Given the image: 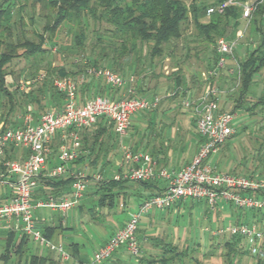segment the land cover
<instances>
[{
	"label": "built area",
	"instance_id": "1",
	"mask_svg": "<svg viewBox=\"0 0 264 264\" xmlns=\"http://www.w3.org/2000/svg\"><path fill=\"white\" fill-rule=\"evenodd\" d=\"M260 1L224 0L217 5L209 6L206 9V15L222 12L230 5H237L241 9V18L246 20L247 26ZM236 46V39L228 40L219 37L216 40L217 60L213 69L208 71L209 75L216 76L226 68L229 75L239 78L238 63L233 53ZM227 60L232 61L234 65L229 67ZM88 72L103 79L112 87L126 85V95L113 100L105 95L96 94L84 103H80L74 78L71 76L54 78L53 86L64 99L61 108L42 112L36 123L28 112L23 116L22 125L13 128L0 127L2 167L0 181L5 177L14 190L9 201L0 204V222L12 231L28 235L33 241L56 251L64 258L68 257V253L61 243H54L45 238L36 223L33 211L37 207H43L66 213L78 202L88 179L100 182L103 177L98 172L90 177L85 172H75L70 176L72 179L68 196L48 197L33 202L32 194L37 186L38 171L45 166L52 135L58 131L92 128L102 116L112 124L114 133L121 138L126 135L135 114L155 108L161 100V96L158 95L149 97L134 95L133 76L124 78L108 67H91ZM182 104L194 111L196 115L195 128L201 141L195 154L186 165L175 169L158 165L152 155L146 151L134 150L122 145V164L125 168L122 173L114 174L113 179L133 182L161 180L165 183V187L162 192L144 198L137 209L130 213L125 223L110 234L93 252L91 258L83 264H101L121 248H124L131 256H138L140 243L137 231L141 217L153 209H168L179 201L187 199L204 201L211 210L219 201L239 209L264 210V179L222 172L209 163L211 154L216 153L234 133L232 126L234 114L220 109L217 87L209 86L195 101L183 98ZM9 145L25 147L28 150L26 157L24 159L7 158L5 153ZM80 148L77 141L71 148L64 144L60 145L57 155L58 163L48 170V177L57 178L65 174L67 163L78 157ZM220 233L239 237L246 243L251 254H256L260 245L264 243V227L254 221L236 222L217 230L214 234Z\"/></svg>",
	"mask_w": 264,
	"mask_h": 264
},
{
	"label": "crops",
	"instance_id": "2",
	"mask_svg": "<svg viewBox=\"0 0 264 264\" xmlns=\"http://www.w3.org/2000/svg\"><path fill=\"white\" fill-rule=\"evenodd\" d=\"M238 31L236 30L235 32L236 36L239 33ZM28 58L33 59V57ZM60 67L64 66L60 65ZM132 67L131 64L130 68ZM79 69L80 72L78 71ZM79 69L68 72L73 73L72 78L75 77L77 80L75 81L77 83V95L80 103H84L88 98L96 94L105 95L113 100L126 95V85L112 87L103 79L89 73L88 67L85 68L83 66V68ZM176 70V67L169 68L167 64L163 66L164 74ZM77 71L78 73L74 74ZM122 71L118 73L124 78L133 76L137 92L139 91L138 96L149 97L157 95L156 92L158 91L164 90L158 89L161 88L159 87L161 85H152L155 79L157 80L159 77L150 74V71H145L143 74L135 77L132 74L128 75L129 73L125 69ZM34 73L37 75L32 78L29 76L27 78L21 77L18 79L14 77L10 79L11 82H14L10 86L6 78L8 71L6 72L5 81L7 88L12 92H16H13L12 110L10 109L11 103L7 97H0V127L13 128L22 125L23 116L28 112L31 114L33 122L36 123L43 111L62 107L64 99L56 100L55 95L51 94V89L49 90L48 87L39 88L46 71L33 69L30 74ZM9 75L12 77V72ZM160 76L162 77V75ZM161 77L160 79H162ZM201 79L203 81L205 79L206 81V78L202 77V74ZM30 91H32V94L29 95ZM180 93L178 92L179 96L175 97L169 96L171 94L170 91L158 94L161 95V99L163 98L160 106L155 109L142 110L141 115H138L136 118L133 117V120L131 119L132 127H130L132 131H129L126 136L127 142H130L132 149L146 151L152 155L158 165L175 169L186 165L198 147V138L196 137L194 144L191 143L192 133L186 128L187 123L181 118L180 114L184 115V113H182L183 110H179L178 108L180 102L178 97L182 95ZM188 95H190L189 90L185 96L188 97ZM189 113L190 111H186V114ZM96 137L98 138L97 143L100 150H96L94 153L88 152L87 148H90L89 146ZM117 138L120 139L114 133L113 127L105 125L103 122L97 123L92 128L56 132L52 135L49 142L50 152L46 156L45 166L38 171V181L32 194V201L36 202L48 196L55 198L68 196L70 193L69 179L75 172H85L90 177L93 173L103 170L106 177L104 179L107 180L113 179L114 174L122 173L125 167L122 164V159L118 158L119 141L122 138L120 140ZM76 141L81 145L79 157L67 163L65 174L57 178H49L47 175L48 170L58 163L59 146L64 144L71 148ZM188 145L189 147H187ZM177 148L183 151L182 153L185 156L174 157V155H171L172 150L180 152L176 150ZM186 153H188L187 156ZM7 154L12 159H24L27 155V149L22 146L15 147L9 145L7 147ZM3 179L0 181V204L9 201L14 193L13 188L5 180L6 178L4 177ZM160 187H165V183L161 180L158 181V186L150 188L143 187L137 183H133L132 185L128 183L124 187L115 188L110 191L114 195L112 204L110 198L106 199L104 204H100L99 198L105 193L104 190L98 186L94 188L88 186L87 190L83 191L76 205L66 213L49 208L43 209V207L35 208L33 212L38 227L44 229L52 242L64 244V249L68 253L67 258L61 257L56 251L35 241L33 242L36 243L37 249L29 247L30 237L28 235L12 231L0 222V264H31L32 258H38V260L42 261V264H83L91 258L93 252L105 242L110 234L125 223L130 213L137 209L144 196L157 192ZM201 202L205 203L204 201L195 200L179 201L172 207L165 209V211L153 209L143 215L139 222L138 236L141 239L145 252L142 256H139L140 259L138 261L134 259V264H165V256L173 258L167 264H179L177 260L180 259L174 254L176 252L172 253L175 248L174 246H176V241L174 242L171 236L165 234L164 215L180 210L184 211L186 208L192 210L194 206H197ZM114 207H116L115 209L118 208V211L125 212V216L106 233L105 238L100 240L92 249V252L88 253L83 242L81 228L85 223H88L95 226L96 229H103L102 223L112 219V215L116 214ZM166 235H168V239H164ZM233 240L235 239L229 238L225 240L224 244L227 241L232 242ZM244 248L246 247L244 246ZM129 260V253L124 248H121L101 264H127Z\"/></svg>",
	"mask_w": 264,
	"mask_h": 264
},
{
	"label": "rangeland",
	"instance_id": "3",
	"mask_svg": "<svg viewBox=\"0 0 264 264\" xmlns=\"http://www.w3.org/2000/svg\"><path fill=\"white\" fill-rule=\"evenodd\" d=\"M199 1L201 0H198V2ZM206 2V8H208L210 5L214 4L215 0H206ZM52 14L53 8L48 4L47 0H20L13 9L11 20L14 23L21 17L22 25H24L23 34L37 43V34L41 35L44 33L43 27L51 19ZM76 20H74V22L64 21L50 36L48 32L44 33L46 36L45 45L47 47V52H45V54L37 55L33 59L25 56H17L13 58L6 68V72L8 71V75L6 76L8 80L7 83L10 84V86L14 84V82H11L10 80L14 77H17L18 79L21 77L27 78L29 76L31 78L35 77L37 75L36 73L30 74L33 69L45 72L46 62L54 67H60V65H63L64 68L70 72L81 67L83 68L85 65L84 63H88V61L92 62L95 60L97 64H99L98 67L110 68L107 64V58H102L98 54L102 47L106 48L108 54L111 53L109 50V43L115 41V39L109 36V30L107 29L112 28V26L106 22L95 21L90 17L87 18V25H79ZM80 26H84L83 28L86 32V37L82 48L79 51H74L73 49L75 46L73 45V35L79 33L81 29ZM181 26V37L178 40H174L165 49L163 55L156 56L150 60L149 55L146 53L147 49L144 47L141 60L134 67V70L137 74L135 76L143 74L145 71H150V74L159 77L157 80L155 79V82H153L152 85H161L159 86L161 88L158 89L164 90L156 92L157 95L163 94L167 91L173 92L171 86L174 85V78L176 75L182 77L183 90H181L180 93L182 95L178 97L180 101L178 108L179 110H183L182 113H184V115H180L187 123L186 128L192 133L191 143L194 144L197 135L195 128L196 115L190 108L183 106V98L195 101V99L200 96L206 88L213 86L216 83L215 86L218 90L220 109L231 112L233 101L237 97V82L239 81H237V78L234 79L232 75H229L226 72V68L222 70L223 75H220V73L216 76L209 75L208 71L213 69L215 64L214 50L217 38H215L213 43H208L203 41L202 38L197 37L191 19L182 23ZM237 30H239V35L235 36L238 38H235L237 46L233 52L235 60L240 59L247 43H250L251 47L256 45V36L251 34V31L249 32L250 27L248 25L246 26L245 19L241 18L239 20ZM15 31H17V25L15 26ZM15 31L13 32L15 33ZM230 31L231 29L228 28L226 38L228 40H233L232 37L231 39L229 38ZM1 50L2 48H0V51ZM227 63H229V67L234 65L232 61L227 60ZM166 64L169 68L176 67L177 70L164 74L163 66ZM89 68L91 67L88 66V69ZM237 70L239 72V67ZM10 72L13 74L12 77L9 75ZM203 73L205 74L204 76ZM201 74L202 77H207L206 81L205 79L204 81L201 79ZM160 75H162V77ZM69 76L72 77V75ZM55 77L57 76H54V78ZM160 77L162 79H160ZM254 79L255 82L251 86V91L248 94L249 100L241 103L244 108L253 105L257 98L264 93V69L260 70ZM74 80H76L75 77ZM135 90L138 94L139 91L137 92L136 86ZM188 90L190 91V95L187 97L185 95ZM162 99L155 108L160 106ZM186 111H190V113L186 114ZM248 112L243 108L233 111L234 119L232 126L234 128V133L225 141L216 153L211 154L209 157V163L222 172H236L237 174L247 176L254 174L255 176L258 175V177H262L264 176V107H252ZM140 113L141 111L133 117L136 118L138 115H141ZM130 127L132 126L130 125ZM130 127L128 128L126 135L121 137L122 139L119 137L121 140L117 138L121 141H119L118 151V158L120 159H122L123 156L122 145L131 148V144L129 141L127 142L126 137L128 132L132 131V128ZM189 145L187 147H189ZM176 150L179 149L177 148ZM179 151L180 152H176L172 150L171 155H174V157L185 156L184 153H182L183 151ZM188 153H186V156ZM98 173L102 175L103 179L106 178L103 170H99ZM88 181L86 182L85 190H87L88 186L94 188L99 184V182H95L91 179H88ZM187 200L190 201L192 199ZM90 203L92 204V202ZM115 208L116 207H114L116 214L112 215V219L108 221L106 220L102 223L103 229H96L95 226L88 223H85L81 228V232H83V242L88 253H91L92 249L100 242V240L105 238L106 233H108L115 224L118 221H121L125 216V212H122L121 210H119L121 211L119 212L118 208ZM161 211H165V209ZM252 215L254 216L252 217ZM164 216V224L166 228L165 234L171 236L174 242L176 241V246H174L175 248L172 253L177 252L174 254L180 259L177 260L179 264H252L257 256V254L251 255L249 252H246L247 245L240 239L237 241V247L240 248L237 250V254L233 256L232 261H230V257L227 254L228 249L224 242L232 237L227 233H214H216L217 230L223 229L236 222L249 223L254 221L258 225L264 227V210L239 209L229 203H225L224 201H219L217 206L211 210L210 207L201 202L197 206H194L192 210L186 208L184 211L180 210L178 212L165 214ZM168 235H166L164 239H166ZM137 238L140 243V254L136 257L129 254L130 260L127 261V264H134V259L138 261L140 259L139 256H142L145 252L141 239L138 236V231ZM61 244L63 248H65L64 244ZM244 246L246 248H244ZM29 247L37 249L36 243L33 242L31 238L29 239ZM263 248L264 243L260 245V250ZM169 254L171 253L169 252Z\"/></svg>",
	"mask_w": 264,
	"mask_h": 264
},
{
	"label": "trees",
	"instance_id": "4",
	"mask_svg": "<svg viewBox=\"0 0 264 264\" xmlns=\"http://www.w3.org/2000/svg\"><path fill=\"white\" fill-rule=\"evenodd\" d=\"M19 1L20 0H0V48H2L0 51V97H7L11 103V110L13 108V92L16 91H10L6 85L5 75L8 64L17 56L35 58L37 55L45 54V52H47V47L45 45L46 36L44 33L48 32L50 36L64 21L74 22V20L77 19L76 22L79 25H87V18L90 17L95 21L106 22L111 25L112 28L107 29L109 30V36L115 39V41L109 43V50L111 53L108 54L106 48L102 47L98 55L102 58H107L110 69L112 68L113 71L119 72L125 69V71H128V75L132 74L135 76L137 74L135 73L134 67L141 60L143 48L146 47V53L149 55L150 60L156 56L163 55L165 49L174 40H178L181 37V25L185 21L191 19L197 37L202 38L205 42L213 43L215 38L218 39L221 36L226 38L228 28L231 29L229 38L231 39L232 37V39H235V32L239 26V20L241 19V9L237 5H230L222 12H214L209 16L206 15V0H201L199 2L198 0H47L48 4L53 8V14L51 15V19L43 27L44 33L41 35L37 34L38 42L36 43L23 34L24 25H22L21 17L14 23L11 20L13 9ZM222 1L224 0H215L214 4L210 6L217 5ZM16 25L17 31H15ZM248 26L250 27L249 32L251 31L250 33H254L256 36V45L251 47L250 43H247L240 59H236L239 67V82L237 84V97L233 101L231 113L240 108L248 112L252 107H264V93L261 94L250 107L244 108L241 105L242 102L249 100L248 94L251 91V86L255 82L254 78L258 75L260 70L264 69V0H261L257 4ZM80 27L79 33L73 35L74 51H79L82 48L86 37L84 26ZM13 31H15V33ZM214 51V63H216V49ZM84 64L85 68L88 66H99L96 60L92 62L88 61V63ZM131 64L133 66L132 68H130ZM78 71L80 72V69ZM78 71L74 72V74L78 73ZM72 74L64 67H54L46 62V74L39 88L48 87L49 90L51 89V94H53V96L55 95L56 100H63V95L53 86L54 76L62 77ZM220 75H223V72L220 73ZM173 81L174 85L172 88L174 94H169V96L175 97L178 92L183 90L182 77L176 75ZM30 94H32V91L29 92V95ZM134 95L138 96L136 90ZM99 122L112 126V124L102 116L98 118L97 123ZM196 137L198 138L199 144L201 138L198 134ZM97 141L98 138L96 137L89 146L90 148H87L88 152L94 153L96 150H100ZM5 156L11 158L7 154V149ZM249 177L264 179V176L258 177V175L255 176L254 174H250ZM71 179L70 177V183ZM128 181L129 180L123 179H103L100 181L98 187L105 192L99 198L100 204H104L108 198L111 199V204L113 203L112 200L114 195H112L110 191L115 188L124 187L128 183L131 185L137 183L141 184L143 187L150 188L152 186H158L159 180L145 182L131 181L132 183ZM159 189L155 193L144 196V198L158 194L162 192L164 188L160 187ZM39 228L45 238L51 240L44 229L41 227ZM232 238L235 240L225 243L230 261H232L233 256H235L237 250H239L237 241L240 240L239 237ZM246 252L250 254L248 249ZM256 254L257 256L252 264H264V248L260 250L259 247V251ZM172 259V257L165 256V264L171 262ZM31 264H42V261L38 260V258H32Z\"/></svg>",
	"mask_w": 264,
	"mask_h": 264
}]
</instances>
